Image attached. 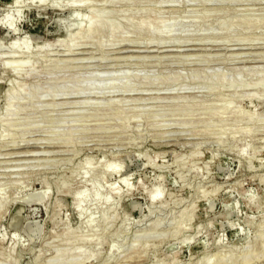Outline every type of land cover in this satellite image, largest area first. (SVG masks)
<instances>
[{
  "label": "rangeland",
  "instance_id": "obj_1",
  "mask_svg": "<svg viewBox=\"0 0 264 264\" xmlns=\"http://www.w3.org/2000/svg\"><path fill=\"white\" fill-rule=\"evenodd\" d=\"M18 1L0 0V264H264V84H250L264 70V0ZM96 6L135 36L93 34L84 45ZM175 18L196 24L180 41L134 30ZM242 70L252 72L233 88ZM115 73L142 82L57 87ZM11 89L26 100L14 117ZM97 180L112 199L89 198L79 215L72 193Z\"/></svg>",
  "mask_w": 264,
  "mask_h": 264
},
{
  "label": "bare ground",
  "instance_id": "obj_2",
  "mask_svg": "<svg viewBox=\"0 0 264 264\" xmlns=\"http://www.w3.org/2000/svg\"><path fill=\"white\" fill-rule=\"evenodd\" d=\"M39 1V0H38ZM44 1V0H43ZM43 1H41V2H43ZM70 1V0H69ZM72 1V0H71ZM100 1V0H99ZM105 1V0H104ZM109 1H110V3H111V0H108L107 2H108V4H109ZM119 1V0H118ZM132 1V0H131ZM13 2L14 3H12V6H13V4L15 5V4H17L19 1L18 0H13ZM40 2V3H41ZM51 2V1H50ZM59 2H61V1H59ZM64 2H65V0H64ZM66 2H68V1H66ZM65 2V3H66ZM75 2V1H74ZM74 2H72V3H70L71 5H74L75 3ZM82 2H83V0H82ZM94 2V1H93ZM92 2V3H93ZM130 2V1H129ZM129 2H127V3H129ZM138 2V1H137ZM161 2H163V1H161ZM80 3V2H79ZM85 3V2H84ZM91 3V2H90ZM94 3H96V2H94ZM98 3V2H97ZM99 3H102V2H99ZM104 3H106V2H103V6H104ZM134 3V2H133ZM158 3H160V1H158ZM164 3V2H163ZM53 4V3H52ZM87 4V3H86ZM86 4H79L80 6H84V5H86ZM168 4V3H167ZM169 4H170V1H169ZM78 5V6H79ZM90 5V4H89ZM101 5V4H100ZM113 5V4H112ZM131 5V4H130ZM76 6V5H75ZM93 6H95V5H93ZM97 6H99V5H97ZM97 6H96V9L94 8V10L95 11H93V13H92V17L89 19V21H88V23L86 24V26H85V30H86V32H87V36H85V39L83 40H81V41H83V44L84 45H86V44H88V41L89 40H94V37H92L91 38V36H93V34H104V33H109V34H112L113 36H116V35H118V36H120V38H123V37H125V36H127V34H130V32L128 33L127 31H124V30H122L124 27H128V23H126L125 21H123V22H117L116 21V18H115V15L112 13V12H110V13H108V14H102V13H100V9H101V6L100 7H98L97 8ZM116 6V5H115ZM159 6V5H158ZM86 7H89L88 5L86 6ZM131 7V6H130ZM133 7V6H132ZM137 7V6H136ZM99 9V10H98ZM115 9V8H114ZM151 10V9H150ZM150 10H148V11H150ZM132 11V10H131ZM130 11V12H131ZM20 12V11H19ZM132 12H134V11H132ZM126 13V12H125ZM143 13H144V11H143ZM19 14V13H18ZM128 14V13H127ZM134 14V13H133ZM149 14V13H148ZM153 14V13H152ZM151 14V15H152ZM160 14V13H159ZM158 14V15H159ZM137 16H138V13L136 14ZM136 15H134V16H136ZM140 15V14H139ZM143 15V14H142ZM142 15H140V16H142ZM154 15V14H153ZM129 16V15H128ZM133 16V17H134ZM158 17V19L159 18H161L160 16H161V14H160V16H157V14H155L153 17ZM187 16V15H186ZM125 17H127V16H125ZM147 17H148V15H147ZM150 17V16H149ZM182 17V16H181ZM196 17H198L197 15H196ZM128 18V17H127ZM194 18V17H193ZM199 18H200V16H199ZM12 18H11V16H10V18H9V21L10 22H12V24L10 23V25H11V28H12V30H13V33L15 34L16 33V29H15V27H14V25H13V21L11 20ZM15 18H13V20H14ZM133 19V18H132ZM136 19V18H135ZM143 19V18H142ZM148 19V18H147ZM151 19H153L152 18V16H151ZM189 20H187V19H185V18H182V19H167V20H161L160 19V22H158V24H156V23H154V25H152V22L150 23V22H142L141 24H138L137 26L136 25H134L135 26V28H134V30L136 31V32H138V33H142V32H145V31H148V33L150 32L151 33V35L152 36H150V33H149V36L148 37H153V38H155L156 40H158V42H156L157 44L161 41V40H164V39H169V38H180L179 36L180 35H182V34H184V33H188V32H191L192 31V33H193V30H192V27L194 26V25H196V24H194L195 23V20H191L190 18H188ZM196 19H198V18H196ZM128 20H131V19H128ZM153 20H156V18L155 19H153ZM135 21V20H134ZM151 21V20H150ZM197 21V20H196ZM198 21H200V19H198ZM133 22V21H132ZM137 22V21H136ZM5 23V21L4 20H2V24H4ZM251 23H253V22H251ZM198 25H199V23H197ZM193 25V26H192ZM231 25H235V24H232L231 23ZM250 25H253V24H250ZM255 25V24H254ZM192 26V27H191ZM188 27H190L189 29H188ZM195 27V26H194ZM193 27V28H194ZM200 27V26H199ZM236 27V26H235ZM250 27H252V26H249V28ZM254 27V26H253ZM130 29H131V27H130ZM233 29V28H232ZM232 29L230 28V30L232 31ZM260 29V28H259ZM201 30V29H200ZM229 30V31H230ZM249 30V29H248ZM250 30H252L251 28H250ZM194 31H197V29H195ZM83 32V31H82ZM124 32H126L127 34H125V35H123V33ZM200 32V31H199ZM132 33V32H131ZM197 33V32H196ZM83 34V33H82ZM108 35V34H107ZM130 35H134V34H130ZM191 35H193V34H191ZM82 36V35H81ZM113 36H112V38H113ZM118 36L117 37H115V38H117L118 39ZM129 36V35H128ZM127 36V37H128ZM135 36V35H134ZM138 36V35H137ZM139 37H141L140 35H139ZM148 37H146V38H148ZM187 37V36H186ZM196 37V36H195ZM83 38V37H82ZM102 38V37H101ZM109 38H110V36H109ZM108 38V39H109ZM112 38H110V39H112ZM126 38V37H125ZM144 38V37H143ZM66 39V38H65ZM95 39H97V38H95ZM103 39L104 40H106L104 37H103ZM107 39V40H108ZM109 39V40H110ZM141 39H142V37H141ZM152 39V38H151ZM155 39H152V42H153V40H155ZM200 39V38H199ZM26 40V39H25ZM25 40H21L22 42H21V44H19V43H17L18 45L15 47V50L17 51V52H20V53H23L25 50H24V48H23V45L26 43V41ZM64 40V39H63ZM62 40V41H63ZM97 40H99V37H98V39ZM104 40H103V42H104ZM113 40H115V41H117L116 39H113ZM120 40V39H119ZM126 41L127 39H122L121 40V42L122 41ZM102 41V40H101ZM124 41V42H125ZM179 41H180V39H179ZM183 41H185V40H183ZM110 42H111V40H110ZM123 42V43H124ZM152 42H150V43H152ZM164 42V41H163ZM182 42V41H181ZM63 43L64 44H67L66 43V41H63ZM63 43H61V44H63ZM102 42H100V44H101ZM106 43V42H105ZM113 43V42H112ZM154 43H155V41H154ZM171 43V42H170ZM183 43V42H182ZM186 43V42H185ZM71 44V43H70ZM76 45H78V47H79V44H77V43H75ZM104 44V43H103ZM103 44H101L102 46H100L101 48L103 47ZM111 44V43H110ZM115 43H113V45H114ZM117 44H120V43H118L117 42ZM116 44V45H117ZM122 44V43H121ZM120 44V45H121ZM130 44V43H129ZM135 44V43H134ZM166 44V43H165ZM168 44V43H167ZM69 45V44H68ZM90 45H92V44H90ZM112 45V46H113ZM150 45V44H149ZM15 46V45H14ZM81 46H82V44H81ZM86 46H88V45H86ZM105 46V45H104ZM73 47H74V45H73ZM75 47H77V46H75ZM77 47V48H78ZM14 48V47H13ZM69 49H70V47H69ZM71 49H73L72 47H71ZM193 50V49H192ZM134 51V50H133ZM150 51V50H149ZM36 52V51H35ZM14 53V52H13ZM17 54V53H16ZM33 54V53H32ZM19 55H21V54H19ZM29 57V56H28ZM27 57V58H28ZM34 57V56H33ZM33 57L31 56L30 58H28V59H33ZM36 61V60H35ZM34 61V62H35ZM29 62V61H28ZM34 64H36V63H34ZM45 64V63H44ZM22 65V64H21ZM20 65V66H21ZM24 65V64H23ZM22 65V66H23ZM22 69V67H19V70H21ZM252 72V70H242V71H240L238 74H237V76H235L233 79H232V82H231V85H232V87L233 88H235V87H237L239 84H240V82L241 81H244L243 79L245 78V76H247L249 73H251ZM255 72H257L258 73V75H260V76H258V78H257V80L256 81H253V82H250V84L252 85V87L253 86H257V85H261V84H264V70L262 69H255L254 68V70H253V72L252 73H255ZM106 74V73H105ZM104 74V75H105ZM110 74V73H109ZM205 74V73H204ZM235 74V73H234ZM103 74L102 75H99V74H95V75H87V76H81V77H78V78H69V77H61L62 79H61V83L60 84H57V87H59V89H60V91H63V92H67V93H76V94H78V93H80L81 94V92L82 91H85L86 92V90H87V92H89L90 90L91 91H93V90H96V91H99V90H101V91H103V90H107V89H109V90H112V89H116V88H120V87H127V86H129L130 87V85H136V83H137V85L138 84H140V83H138V82H142V76L141 77H139V76H136L135 74H134V76H132V74L130 75V74H127L126 75V73H125V75L123 74H120V73H118V74H113V75H111V76H104ZM107 75V74H106ZM255 75H256V73H255ZM91 76H93V78L91 77ZM225 76L226 75H224V74H219L218 75V80H219V82H220V84L222 83V82H224V79H225ZM250 76V75H249ZM248 76V77H249ZM56 77V76H55ZM161 77V76H160ZM170 77V76H169ZM247 77V78H248ZM154 78V77H153ZM152 78V79H153ZM174 78H172V80H173ZM36 80V79H35ZM38 80V79H37ZM48 80V79H47ZM53 79H51V81H52ZM165 80H166V78H165ZM171 80V79H170ZM217 80V79H216ZM48 81H50V79L48 80ZM252 81V80H251ZM54 82H58L57 80H55ZM49 83V82H48ZM63 83V84H62ZM68 83H72V84H74V87H71L70 86V84H68ZM71 84V85H72ZM59 85V86H58ZM26 86V85H25ZM149 86V85H148ZM263 86V85H262ZM12 87V86H11ZM23 88H24V86H22ZM50 87V86H49ZM27 88H28V86H27ZM57 89V88H56ZM62 89V90H61ZM127 89H128V87H127ZM15 90H17V88L15 89ZM19 90V89H18ZM28 90H29V88H28ZM37 90V89H36ZM48 90V89H47ZM118 90H120V89H118ZM117 90V91H118ZM251 90V89H250ZM11 92H10V95H8L9 97H7V100L5 101V102H7V115H13V114H16L19 110H20V108H21V106H23V102H25L24 100H20L19 99V97L16 95V93H15V91L13 92L12 91V89L10 90ZM19 91H21V90H19ZM19 91H16L17 93H19ZM30 91V90H29ZM39 91V90H38ZM55 91V90H54ZM53 91V92H54ZM57 91V90H56ZM90 91V92H91ZM45 92V94H46V90L44 91ZM52 92V91H51ZM85 92H84V94H85ZM131 92V91H130ZM22 93H24V91L22 92ZM56 93V92H55ZM20 95H21V93H19ZM25 94H27V93H25ZM63 94V93H62ZM87 94V93H86ZM261 93H259V95H260ZM65 95H66V93H65ZM72 96V95H71ZM22 99H23V97H22V95L20 96ZM247 98H249V97H247ZM19 99V100H18ZM25 99V98H24ZM158 100V99H157ZM226 107V106H225ZM227 108H228V105H227ZM226 109V108H225ZM229 109V108H228ZM228 109H226V110H228ZM223 110V109H222ZM223 112V111H222ZM220 113V112H219ZM223 113H225V112H223ZM220 115H221V113H220ZM214 116V115H213ZM218 116V115H217ZM223 116H224V114H223ZM222 116V117H223ZM226 116H227V114H226ZM10 117V116H9ZM12 117V116H11ZM10 117V118H11ZM13 117H14V115H13ZM7 118V117H6ZM6 118H4L5 120H6ZM184 119V118H183ZM2 121V120H1ZM139 121V120H138ZM13 127V126H12ZM18 127V126H17ZM196 128V127H195ZM226 128H228V127H226ZM16 129V128H15ZM18 129V128H17ZM224 130V129H223ZM249 131L251 132V130L249 129ZM248 131V132H249ZM225 133H226V130L224 131ZM247 132V134H249ZM245 133V132H244ZM243 142V141H242ZM246 146V145H245ZM244 149V147H240L239 148V152H242V150ZM27 155V154H26ZM1 156V155H0ZM90 161H87V164L89 163ZM15 163V162H14ZM87 164L85 165L86 167V171H85V169H84V172H85V175L84 176H87V173H88V175H89V169H88V167H87ZM89 166V165H88ZM108 166V165H107ZM113 165H111L110 167H112ZM103 167H105V166H103ZM110 167H108L109 169H110ZM115 167V166H114ZM117 167V166H116ZM108 168H106V169H108ZM112 169H113V167H112ZM83 170V169H82ZM110 171V170H109ZM114 171V170H113ZM118 171V170H117ZM117 171H114V172H117ZM120 171V170H119ZM84 172H83V174H84ZM118 173V172H117ZM79 176V175H78ZM84 179V178H83ZM99 181V182H98ZM120 181L123 183V182H125L126 180L124 179V178H120ZM87 182H89V181H87ZM128 183V182H127ZM112 185V184H111ZM111 185H109L111 188H110V191L112 190V187L113 186H111ZM47 186V185H46ZM104 186H105V184L103 185L102 184V182H100V180H97V181H93V182H91L90 183V185L88 186V187H83V188H81V189H79V190H76V191H74L73 193H72V197H73V203H74V206H75V208H76V210H77V213L79 214V215H82V212L84 211V213H85V208H84V203H86V201H87V199H89V198H93L96 202H100V201H102V202H109L110 201V199H112V197L109 195V193L106 191H104L103 189H105L104 188ZM129 186H130V184H129ZM159 189V188H158ZM44 190V189H43ZM43 190H42V192H38V193H36V194H32V196H37L38 198H42L43 197V195H44V197L43 198H45L46 196H45V194H44V192H43ZM48 190V189H47ZM109 191V192H110ZM152 191V190H151ZM161 191V190H160ZM160 191H158V190H155V187H154V190L152 191V192H148V199L150 200V201H155L156 199H157V197H159L160 195H159V192ZM47 192V191H46ZM115 192V191H114ZM41 193H43V195L41 194ZM116 193V192H115ZM238 193V192H237ZM110 194H112V193H110ZM35 196L34 197H32V198H35ZM31 197V196H30ZM36 197V198H37ZM5 199V198H4ZM31 199V198H30ZM27 200V199H26ZM32 200V199H31ZM30 200V201H31ZM29 201V202H30ZM27 202H28V200H27ZM237 203V202H236ZM4 204V203H3ZM2 204V205H3ZM7 204V203H6ZM98 204V203H97ZM2 205H0V211L1 212H3L2 211V208H1V206ZM102 205V204H101ZM99 206H100V204H99ZM104 206V205H103ZM6 209V208H5ZM0 212V213H1ZM102 212V211H101ZM56 213H58V212H56ZM99 214V213H98ZM96 215V214H95ZM95 215H94V217H92L93 216V214L91 213L90 214V216L92 217V218H89V223H88V225L90 224V225H92V224H94L95 222H96V220L98 219V218H95ZM112 217H113V215H111ZM108 219L110 220V218L108 217ZM108 219H106V221H104V222H106L107 223V221H109ZM99 221V220H98ZM103 222V223H104ZM95 225V224H94ZM101 225V224H100ZM101 227V226H100ZM96 228V227H95ZM108 228V227H107ZM156 228V227H155ZM153 229V228H152ZM151 229V230H152ZM70 230V229H69ZM88 232V231H87ZM99 231H96V233H98ZM64 233H66V230L64 231ZM95 233V234H96ZM85 234H87V233H85ZM68 235H70V236H74V234L71 232V233H69ZM76 235V234H75ZM98 235L99 234H97L96 236L98 237ZM79 236V235H78ZM82 236V235H81ZM81 236H80V238H81ZM84 236V235H83ZM95 236V237H96ZM142 236V235H141ZM151 236H152V234H151ZM60 237V236H59ZM56 239L58 238V236L57 237H55ZM78 237H76V239H77ZM69 240H74V239H71V238H68ZM81 239H83V238H81ZM92 240V239H91ZM67 242H70V241H68L67 240ZM97 242V241H96ZM74 243V242H73ZM77 243V242H76ZM75 244V243H74ZM98 246V245H97ZM110 249H112V248H110ZM246 249V248H245ZM76 251H77V249H76ZM70 252V251H69ZM97 252V251H96ZM100 251L98 250V253H99ZM112 252V251H111ZM257 253H259V252H257ZM78 253H75V251L71 254V255H73V256H75V255H77ZM83 254V253H82ZM85 254H87V253H85ZM100 254V253H99ZM247 254H249V253H247ZM68 254L66 253V251L64 250V251H61L59 254H58V258H60V257H66ZM70 255V254H69ZM68 255V256H69ZM84 255V254H83ZM93 255V254H92ZM80 256V255H79ZM79 256L77 255L76 257H77V259H79ZM92 257V256H91ZM241 257V256H240ZM246 257V256H245ZM39 258V257H38ZM80 258H81V256H80ZM225 258V257H224ZM82 259H83V257H82ZM10 260V262L11 261H16V259H9ZM36 260H37V258H36ZM90 259H88L87 261H89ZM94 260V259H93ZM54 261V260H53ZM229 261V260H228ZM243 261V260H242ZM227 262V261H226ZM15 263H17V262H15ZM228 263V262H227ZM10 264H12V263H10ZM205 264H209V261H207Z\"/></svg>",
  "mask_w": 264,
  "mask_h": 264
}]
</instances>
